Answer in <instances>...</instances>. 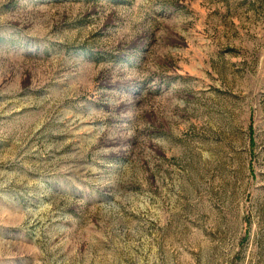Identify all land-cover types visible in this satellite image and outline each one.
<instances>
[{
    "label": "rangeland",
    "instance_id": "rangeland-1",
    "mask_svg": "<svg viewBox=\"0 0 264 264\" xmlns=\"http://www.w3.org/2000/svg\"><path fill=\"white\" fill-rule=\"evenodd\" d=\"M0 264H264V0H0Z\"/></svg>",
    "mask_w": 264,
    "mask_h": 264
}]
</instances>
